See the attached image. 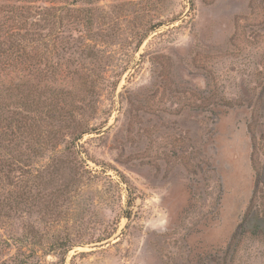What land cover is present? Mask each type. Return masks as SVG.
Segmentation results:
<instances>
[{
    "label": "rangeland",
    "instance_id": "rangeland-1",
    "mask_svg": "<svg viewBox=\"0 0 264 264\" xmlns=\"http://www.w3.org/2000/svg\"><path fill=\"white\" fill-rule=\"evenodd\" d=\"M0 264H264V0H0Z\"/></svg>",
    "mask_w": 264,
    "mask_h": 264
},
{
    "label": "trees",
    "instance_id": "trees-1",
    "mask_svg": "<svg viewBox=\"0 0 264 264\" xmlns=\"http://www.w3.org/2000/svg\"><path fill=\"white\" fill-rule=\"evenodd\" d=\"M259 224V223H258Z\"/></svg>",
    "mask_w": 264,
    "mask_h": 264
}]
</instances>
